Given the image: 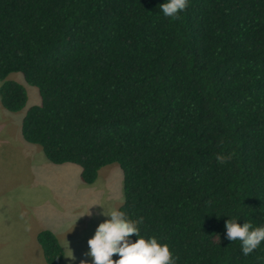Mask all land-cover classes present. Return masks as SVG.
<instances>
[{
    "label": "trees",
    "instance_id": "16d2710c",
    "mask_svg": "<svg viewBox=\"0 0 264 264\" xmlns=\"http://www.w3.org/2000/svg\"><path fill=\"white\" fill-rule=\"evenodd\" d=\"M162 2L0 0V101L27 103L11 72L36 86L23 139L85 183L118 163V208L176 264H264V241L244 255L225 235L229 217L264 224V0H188L174 19ZM37 241L61 263L51 229Z\"/></svg>",
    "mask_w": 264,
    "mask_h": 264
},
{
    "label": "rangeland",
    "instance_id": "374dc122",
    "mask_svg": "<svg viewBox=\"0 0 264 264\" xmlns=\"http://www.w3.org/2000/svg\"><path fill=\"white\" fill-rule=\"evenodd\" d=\"M7 78L22 83L28 99L18 111L0 101V264H47L37 241L42 228L51 229L65 254L72 249L76 257L70 261L64 256L60 264L91 261L87 240L107 218L101 211L123 201L122 169L109 163L93 183H85L77 164L49 161L39 145L23 139L20 129L26 109L41 101L38 88L18 71Z\"/></svg>",
    "mask_w": 264,
    "mask_h": 264
},
{
    "label": "clouds",
    "instance_id": "9594fccd",
    "mask_svg": "<svg viewBox=\"0 0 264 264\" xmlns=\"http://www.w3.org/2000/svg\"><path fill=\"white\" fill-rule=\"evenodd\" d=\"M187 4L188 0H163L159 8L164 16L174 19ZM230 158L231 153L216 154L219 163ZM100 214L107 218L98 223L94 234L87 240V254L92 259L81 261L87 264H176V257L168 242L156 235H140L139 226L143 217L133 218L116 207L109 211L103 208ZM239 218L229 217L225 221V235L230 240H239L241 252L248 255L264 241V224L254 226L248 220L239 223ZM132 234L136 239H132ZM113 253L118 254L117 259L112 258ZM62 255L70 258V261L76 260L72 249L69 254Z\"/></svg>",
    "mask_w": 264,
    "mask_h": 264
},
{
    "label": "crops",
    "instance_id": "0c3cea01",
    "mask_svg": "<svg viewBox=\"0 0 264 264\" xmlns=\"http://www.w3.org/2000/svg\"><path fill=\"white\" fill-rule=\"evenodd\" d=\"M44 154V153H43ZM45 155V154H44ZM46 157V156H45Z\"/></svg>",
    "mask_w": 264,
    "mask_h": 264
}]
</instances>
